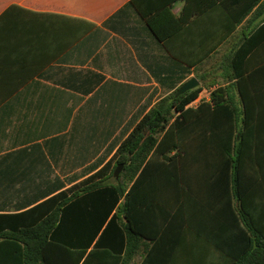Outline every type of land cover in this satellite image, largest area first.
<instances>
[{
	"label": "crops",
	"instance_id": "obj_1",
	"mask_svg": "<svg viewBox=\"0 0 264 264\" xmlns=\"http://www.w3.org/2000/svg\"><path fill=\"white\" fill-rule=\"evenodd\" d=\"M256 1L140 0L145 10L166 9L157 19L168 36L161 41L132 0H0V215L23 213L82 183L111 160L159 101L192 78L201 86L205 71L222 74L218 67L233 44L264 24ZM206 54L212 57L190 65ZM215 88L204 87L193 107L210 102ZM242 90L249 113L242 173L251 180L252 207L260 215L264 40L251 52ZM235 92L243 108L239 86ZM162 198L174 204L173 194ZM186 198V212L180 204L176 212L143 215L139 250L127 264H232L222 250L238 246L222 229L225 193L192 191ZM202 198L205 224L197 223L196 200ZM3 220L0 231L17 229ZM10 246L0 240V264H18ZM114 251L125 257L126 245Z\"/></svg>",
	"mask_w": 264,
	"mask_h": 264
},
{
	"label": "trees",
	"instance_id": "obj_2",
	"mask_svg": "<svg viewBox=\"0 0 264 264\" xmlns=\"http://www.w3.org/2000/svg\"><path fill=\"white\" fill-rule=\"evenodd\" d=\"M132 2L156 36L165 41L168 36L157 19L166 9L148 11L140 0ZM259 3L257 15L264 9V1ZM252 10L244 11L240 20ZM239 24L232 25L229 34ZM181 26L177 23L175 28ZM263 40L264 24L233 44L218 67L222 74L205 71L199 76L201 86L178 97L176 91L159 101L111 160L82 183L23 213L0 215L5 225L17 226L0 231V240L11 245L18 264H127L139 250L146 212H176L188 193L203 194L209 189L225 193L226 228L222 229L226 240L238 244L222 247L225 255L232 264H264V214L255 213L249 195L251 180L242 173V163L249 158L243 150L249 141L244 132L249 113L242 83L251 52ZM224 42L214 43L208 53ZM211 57L197 55L196 62H200L189 63L200 66ZM215 86L210 102L188 107L204 87ZM237 86L243 108L236 101ZM120 164L124 167L116 178ZM164 192L173 194L174 204L162 198ZM196 204L201 216L197 223L205 224L206 201L197 199ZM182 209L187 210L186 206ZM123 245L125 257L114 251L122 252Z\"/></svg>",
	"mask_w": 264,
	"mask_h": 264
},
{
	"label": "water",
	"instance_id": "obj_3",
	"mask_svg": "<svg viewBox=\"0 0 264 264\" xmlns=\"http://www.w3.org/2000/svg\"><path fill=\"white\" fill-rule=\"evenodd\" d=\"M200 86V81L197 79V78H192L190 79L189 81H187L185 84H183L179 90L177 91L176 93V96H180V95H183L185 94L186 92H189L191 90H194L196 89L197 87ZM123 167L124 165L123 164H120L117 166V168L115 169V172H114V176L116 178H119L122 170H123Z\"/></svg>",
	"mask_w": 264,
	"mask_h": 264
},
{
	"label": "built area",
	"instance_id": "obj_4",
	"mask_svg": "<svg viewBox=\"0 0 264 264\" xmlns=\"http://www.w3.org/2000/svg\"><path fill=\"white\" fill-rule=\"evenodd\" d=\"M193 105H194V102L190 103V104L188 105V107H191V106H193Z\"/></svg>",
	"mask_w": 264,
	"mask_h": 264
}]
</instances>
